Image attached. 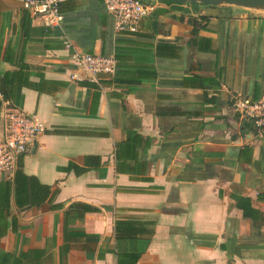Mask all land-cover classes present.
<instances>
[{
	"label": "crops",
	"instance_id": "0c3cea01",
	"mask_svg": "<svg viewBox=\"0 0 264 264\" xmlns=\"http://www.w3.org/2000/svg\"><path fill=\"white\" fill-rule=\"evenodd\" d=\"M59 10L48 28L0 0V77L22 72L13 105L46 127L21 170L57 190L21 210L10 197L0 250L24 264H264V140L231 110L264 98V12L160 6L118 33L99 0ZM182 15L207 18L192 33ZM75 51L113 56L115 74L73 79Z\"/></svg>",
	"mask_w": 264,
	"mask_h": 264
},
{
	"label": "built area",
	"instance_id": "2783aa9c",
	"mask_svg": "<svg viewBox=\"0 0 264 264\" xmlns=\"http://www.w3.org/2000/svg\"><path fill=\"white\" fill-rule=\"evenodd\" d=\"M22 8L32 18L40 19L48 28L60 27L63 21L59 10L62 0H19ZM114 19V29L118 33H134L138 23L160 6L173 5L145 0H99ZM70 64L75 72V80L83 79L99 85L115 74L117 61L113 56L88 54L75 51L70 54ZM231 110L243 119L264 140V98L250 100L233 96ZM46 127L34 116H30L8 101L0 108V174L11 175L18 162L28 152L30 146L44 134Z\"/></svg>",
	"mask_w": 264,
	"mask_h": 264
},
{
	"label": "trees",
	"instance_id": "16d2710c",
	"mask_svg": "<svg viewBox=\"0 0 264 264\" xmlns=\"http://www.w3.org/2000/svg\"><path fill=\"white\" fill-rule=\"evenodd\" d=\"M195 7L196 6H191V8ZM206 18V16H202L197 20L196 17L182 15V20L193 27L192 33L200 26L199 23L201 20ZM22 78L23 74L21 71L5 72L0 77V108L2 102L4 101H8L13 104L17 85L26 84L25 80ZM74 167L75 166H71V168ZM56 192V189H51L49 186L40 184L35 177L25 175L21 170L20 160L16 170L8 179L3 180L0 184V208L5 211L7 215H9L11 196L13 197L16 207L21 210L28 206H38L44 202H51ZM73 206L75 205L70 207ZM89 210L90 208L82 206L81 211L76 214L78 217H82L83 214ZM69 211H71V208ZM16 227V217L13 216L11 218V230L16 231ZM3 228L4 226L0 225V237H2L5 233ZM32 260L31 255L24 253L14 255L0 250V264H24L25 261L31 263Z\"/></svg>",
	"mask_w": 264,
	"mask_h": 264
},
{
	"label": "water",
	"instance_id": "95a60500",
	"mask_svg": "<svg viewBox=\"0 0 264 264\" xmlns=\"http://www.w3.org/2000/svg\"><path fill=\"white\" fill-rule=\"evenodd\" d=\"M151 1V0H145ZM173 6H181L183 8H191V6H207V7H232L244 10L264 12V0H153Z\"/></svg>",
	"mask_w": 264,
	"mask_h": 264
}]
</instances>
